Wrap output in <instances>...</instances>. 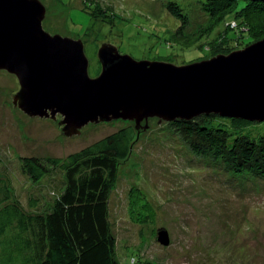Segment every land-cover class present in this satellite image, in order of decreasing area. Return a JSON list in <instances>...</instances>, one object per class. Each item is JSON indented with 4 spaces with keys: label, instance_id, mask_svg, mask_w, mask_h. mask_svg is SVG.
<instances>
[{
    "label": "rangeland",
    "instance_id": "obj_1",
    "mask_svg": "<svg viewBox=\"0 0 264 264\" xmlns=\"http://www.w3.org/2000/svg\"><path fill=\"white\" fill-rule=\"evenodd\" d=\"M39 1L46 10L45 32L82 41L91 78L100 73L97 50L102 44L135 60L177 66L214 57L208 41L176 39L179 20L166 13L169 0ZM178 1L194 8L185 32L203 30L212 22L196 10L197 0ZM230 24L214 25L221 33ZM240 31L247 32L252 43L263 39L264 18L248 16L241 23L236 41L228 43L236 46L234 50L246 47ZM18 90L16 78L0 71V178L12 202L29 212L32 193L39 196L40 210L45 212L53 201L48 187L62 179L51 175L36 186L23 173L20 157L62 159L134 124L90 123L78 135L66 137L58 126L59 117L56 121L28 118L14 107L12 98ZM145 125V130L135 131L108 197L107 220L117 264H264V180L237 178L226 173L220 162L196 158L166 122L149 119L141 124ZM249 128L262 133L264 121ZM159 229L166 230L168 246L156 241Z\"/></svg>",
    "mask_w": 264,
    "mask_h": 264
},
{
    "label": "water",
    "instance_id": "obj_2",
    "mask_svg": "<svg viewBox=\"0 0 264 264\" xmlns=\"http://www.w3.org/2000/svg\"><path fill=\"white\" fill-rule=\"evenodd\" d=\"M45 11L39 0H0V71L16 78L12 104L28 118L59 117L66 137L116 120L132 122L136 131L149 119L264 121V38L180 66L135 60L102 44L100 73L91 78L82 41L45 32ZM156 241L169 245L165 229L156 231Z\"/></svg>",
    "mask_w": 264,
    "mask_h": 264
},
{
    "label": "trees",
    "instance_id": "obj_3",
    "mask_svg": "<svg viewBox=\"0 0 264 264\" xmlns=\"http://www.w3.org/2000/svg\"><path fill=\"white\" fill-rule=\"evenodd\" d=\"M196 2V10L212 20L203 30L184 31L193 6L169 0L165 11L179 20L176 39L208 41L206 44L214 46V56L235 51L236 46L228 43L236 41V31L248 16L264 18V2ZM217 21L232 22L233 27L230 24L224 33L217 32ZM240 33L243 46L253 42L247 32ZM167 125L196 158L220 162L226 173L237 178L264 180V132L252 131L250 122L211 115L191 121L175 120ZM135 131L132 126L122 127L62 159L20 157L23 173L36 186L51 175L62 180L57 186L48 187L53 201L47 211L40 210L39 196L31 193L30 211L26 212L11 201L9 189L0 178V264H117L107 220L108 197L119 163L129 155Z\"/></svg>",
    "mask_w": 264,
    "mask_h": 264
},
{
    "label": "flooded vegetation",
    "instance_id": "obj_4",
    "mask_svg": "<svg viewBox=\"0 0 264 264\" xmlns=\"http://www.w3.org/2000/svg\"><path fill=\"white\" fill-rule=\"evenodd\" d=\"M50 120V119H49ZM61 128V127H60Z\"/></svg>",
    "mask_w": 264,
    "mask_h": 264
}]
</instances>
